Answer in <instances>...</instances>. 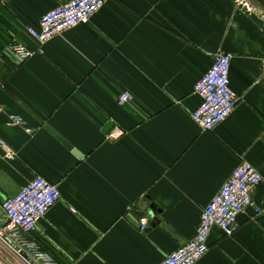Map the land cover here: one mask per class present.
Segmentation results:
<instances>
[{
    "label": "crops",
    "instance_id": "obj_1",
    "mask_svg": "<svg viewBox=\"0 0 264 264\" xmlns=\"http://www.w3.org/2000/svg\"><path fill=\"white\" fill-rule=\"evenodd\" d=\"M67 1L0 0V203L36 176L60 193L26 238L57 264H159L244 162L263 179L253 206L234 236L211 230L197 264H264V0H110L25 62L2 54L12 36L35 48L25 27ZM217 53L233 55L238 104L202 131L194 86Z\"/></svg>",
    "mask_w": 264,
    "mask_h": 264
},
{
    "label": "built area",
    "instance_id": "obj_2",
    "mask_svg": "<svg viewBox=\"0 0 264 264\" xmlns=\"http://www.w3.org/2000/svg\"><path fill=\"white\" fill-rule=\"evenodd\" d=\"M110 0H69L42 14L37 26H27L23 38L35 45L29 48L16 37L3 45L2 54L17 64L28 60L39 47L67 30L87 24ZM243 5L245 2H242ZM233 55L217 53L207 72L196 82L194 94L199 98L198 107L190 114L191 121L202 131H210L224 122L238 104L237 95L230 85L229 67ZM132 102L128 92L117 98L119 106ZM9 126H23L15 116L8 117ZM27 133L31 131L26 130ZM123 131L116 129L108 139L116 140ZM1 144V142H0ZM262 175L247 163H241L230 175L218 193L212 197L200 214L194 237L159 264H197L209 250V235L217 228L224 237H232L238 230V219L245 209L252 207L251 191L262 182ZM60 201L57 186L41 176L34 177L14 197L0 203V264H57L43 253L26 235L34 232L48 211ZM261 209L253 208L254 215ZM139 230L145 231L148 218L138 222Z\"/></svg>",
    "mask_w": 264,
    "mask_h": 264
},
{
    "label": "water",
    "instance_id": "obj_3",
    "mask_svg": "<svg viewBox=\"0 0 264 264\" xmlns=\"http://www.w3.org/2000/svg\"><path fill=\"white\" fill-rule=\"evenodd\" d=\"M45 130L48 131V133H50L52 136H54L56 140H58L59 142H61L62 145L66 149H68L69 151H71L73 155H75L77 158H80V154L76 150H74L67 142H65L59 135H57L49 126H45ZM150 210H151L150 215H153L154 214V209H153L152 206L150 207Z\"/></svg>",
    "mask_w": 264,
    "mask_h": 264
}]
</instances>
